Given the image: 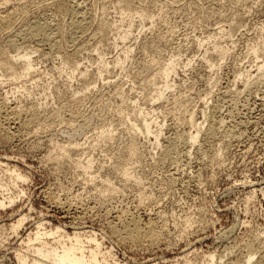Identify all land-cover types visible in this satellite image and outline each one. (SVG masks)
Returning <instances> with one entry per match:
<instances>
[{
  "label": "rangeland",
  "instance_id": "rangeland-1",
  "mask_svg": "<svg viewBox=\"0 0 264 264\" xmlns=\"http://www.w3.org/2000/svg\"><path fill=\"white\" fill-rule=\"evenodd\" d=\"M3 1L0 12L11 11L13 17L0 28V53L12 37L20 50H36L37 70L16 80L0 69L6 73L0 80V163L25 176L12 186L0 166V182L10 190H1L0 197H16L0 208V264H17L19 240L9 224L21 214L28 219L19 235L41 219L47 228L91 231L118 264H180L183 257L200 260L207 251L221 255L225 264L240 258L264 220L259 191L264 187V76L254 72L264 53L258 60L248 55L252 44L264 47V0H133L154 17L140 21L135 16L124 42L117 34L131 18L119 22L116 0ZM61 1L68 6L65 11ZM73 8L80 17L74 18ZM72 18H80L82 28L71 30ZM34 22L48 25L29 38L25 34ZM103 22L120 27L103 31ZM221 26L230 29V36H220ZM214 42L230 48L218 69L203 59L208 55L219 61ZM142 43L147 44L144 49ZM128 46L124 62L110 63L98 74L95 48L111 61ZM158 52L160 61L170 55L179 60L164 97L156 100L153 94L164 82L147 87L144 79L156 71L150 60ZM74 61L80 65L68 78ZM85 66L87 73L80 75ZM239 72L250 73L252 81L244 86ZM114 84L140 106L156 109L154 117L164 122L158 142L152 133L137 134L138 161L127 151L130 133L124 128L129 121L113 109L119 102L111 95ZM178 95L186 100L185 107L174 109ZM189 111L195 121L206 120L204 127L213 125L212 136L202 132L192 146L185 139L192 131ZM105 124L113 131L101 140L98 133ZM56 143L68 147L71 159L85 163L90 158L88 172L62 157ZM126 166L129 176L121 172ZM106 178L113 189L102 192ZM131 219L143 227L152 225L158 240L124 234Z\"/></svg>",
  "mask_w": 264,
  "mask_h": 264
},
{
  "label": "bare ground",
  "instance_id": "bare-ground-1",
  "mask_svg": "<svg viewBox=\"0 0 264 264\" xmlns=\"http://www.w3.org/2000/svg\"><path fill=\"white\" fill-rule=\"evenodd\" d=\"M7 1L8 0H4L2 3H5ZM116 2L120 13L119 22H123L125 16L131 18L128 21V28L124 29L121 34H117L118 39L123 42L128 38V35L130 34L129 29L132 26L133 18L135 16L140 21L152 20V18L154 17L150 9L146 5H135L133 3V0H116ZM78 7L80 8V6ZM60 8L65 11L68 6L61 1ZM78 12L77 15L79 16L80 14H78ZM74 14H76V10L72 15ZM76 16L74 15V18H76ZM12 17L13 12L11 11L0 12V28L7 27L10 24ZM79 20L81 19L77 18L71 20L68 27L71 30L77 28L79 29V26L81 27V25L79 24ZM45 25L48 24L44 23L43 25L34 22L29 26L28 31L25 35L29 38H35L39 33L44 31V29L46 28ZM119 27V24L112 22H103L100 24V29H102L103 31ZM218 31L219 34H221L220 36L224 34L230 36V29L225 30L221 26L218 27ZM212 37L215 36H209L207 37V39H210ZM116 39L117 37L115 38V44L117 43ZM202 43L203 42L201 40L197 41L198 46H201ZM3 46L4 49L2 53H0L2 54V56H0V69L2 68L5 71H8V76H10L12 79L19 80L21 78H25L37 70L36 63L34 62L33 58V54L36 50L27 48H25L24 50H20V47L15 46L14 39L12 37L8 38L4 42ZM146 46L147 44L145 43L141 44L142 49H144ZM10 48H13V53H10ZM212 48L219 61L215 63L212 62L208 55H203V59L208 64V67L218 69L222 63V60L225 58V55H227V53L229 52L230 48L228 46H223L218 42H214ZM95 51L98 57L97 70L98 74L100 75L102 71H106L108 69L110 63H113L112 65L117 66L124 62L125 58H127L129 53L131 52V48L129 46L124 48L122 50V54H118L111 61H107L103 55V52L98 48H95ZM263 53V46L252 44L248 48V55H253L256 60H258V58L261 57ZM178 60L179 58L176 55H170L167 59L160 61L159 52L158 56L155 55L152 57L150 62L154 65H157V68L156 71L152 74V77L147 78L146 80L144 79L146 83V85L144 86L148 87L149 85H155L158 80H162L164 82V85L161 88H158L155 94H153L152 99L154 98L158 100L164 97V90L170 86L168 85V81L170 76L176 71L175 66ZM189 62L190 60L188 59L187 64H189ZM63 63L66 65L68 63V60L66 62L63 61ZM79 65L80 63L78 61L73 62V66L67 73L68 78H72V76H74V73L78 70ZM84 68V70H79L80 75H85L87 73V67L85 66ZM254 72L256 73V77L260 78L261 76H264V61L257 62L255 64ZM5 74L6 73H0L1 81V77L6 76ZM237 77L245 78L244 86L248 85L252 81H250V78H252V75L250 73L244 74L239 72L237 74ZM86 89H88L87 86L81 88L80 91L84 92ZM45 90H48V88L43 90V95L46 96L47 93L45 92ZM27 93H29V90H27ZM111 95H117V97H119V102L115 104V107L113 108L115 112L119 114L124 121L126 119L129 121V125H126L124 128V131L130 133L129 139L127 141L128 155L129 157H133L138 161L140 146L136 141L137 134L150 135V133H152L154 141L158 142L164 122L163 124H161V121H158L157 117H154V115H156V109H147L146 107L140 106L135 100H132V98L128 97L127 93L120 85L114 84L112 86ZM181 97V95H178L173 98L174 109H180L182 106L185 107L184 104L186 100H183V98ZM192 111L188 112L187 121V123L190 124L192 131L190 130L185 138L186 140H188L190 146L199 141L202 132L205 137L208 138L211 137L213 133V125L209 124L207 125V127L205 126V128L204 121L206 122V120L204 119V121L201 122L195 121ZM110 126V124H105L100 127L98 137H101V140H105L110 137V133L113 131L112 129H110ZM152 128L155 129L152 130ZM77 144L78 143H75V145ZM54 149L58 150L62 157H66L67 159H69L74 167H81L84 172H88L87 170L91 168L90 158H87L85 163H81L79 159H71L69 149L66 145L56 143ZM1 165L4 166V164L0 163V166ZM4 167V171L6 172V174H8L12 182V186H16L17 182L20 180H25V176L21 174V172H19L16 168L9 167L8 165H5ZM121 172L123 175H130L129 168L127 166L123 167ZM106 182L108 185L101 188L102 192L113 189V187L111 186L112 183L108 178H106ZM1 190L8 191L9 185L0 182V192H2ZM259 191L264 197V187L260 188ZM19 192H22V189H19ZM3 196V198L0 197V208H5L6 206L13 204L16 198L14 196L11 197L10 195ZM185 217V223H190L189 218L187 216ZM27 219L28 217L25 214H21L15 221L9 224L10 232L18 236L19 240V247L15 249V258L17 260V264H118L114 253L110 249L108 250L102 246L99 238L97 237V234L94 232L80 231L77 229L72 232H68L64 227L60 225L47 228L44 227L46 222H43L41 219L35 222V227L33 229H30L23 235H19V230L23 228V225ZM128 223L123 227L124 234L132 237L134 235L136 237L137 235H146V237L148 236L149 238H151L149 240H158L157 238L159 233L152 225L148 224L145 226L144 224L143 227V224L141 226L138 219H131L130 224ZM115 232L120 231L115 230ZM179 236H182V234H180ZM253 236L254 242L251 245L246 243V245L248 246H246L245 252L242 253L240 258H237L235 261H231L230 264H264V220L262 226L254 231ZM229 253H231V251H229ZM180 264L225 263L221 255H217L212 251H207L205 253H202L200 260L183 257V260Z\"/></svg>",
  "mask_w": 264,
  "mask_h": 264
}]
</instances>
